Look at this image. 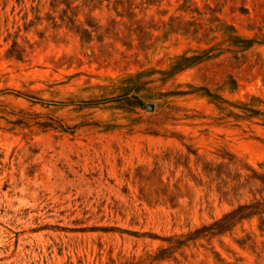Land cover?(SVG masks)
Segmentation results:
<instances>
[{
  "label": "rangeland",
  "instance_id": "374dc122",
  "mask_svg": "<svg viewBox=\"0 0 264 264\" xmlns=\"http://www.w3.org/2000/svg\"><path fill=\"white\" fill-rule=\"evenodd\" d=\"M220 163L264 170V0H0V264H264L258 217L188 239Z\"/></svg>",
  "mask_w": 264,
  "mask_h": 264
},
{
  "label": "trees",
  "instance_id": "16d2710c",
  "mask_svg": "<svg viewBox=\"0 0 264 264\" xmlns=\"http://www.w3.org/2000/svg\"><path fill=\"white\" fill-rule=\"evenodd\" d=\"M233 31L236 30L232 27ZM230 39L236 45H240L243 50L251 48L255 39L240 38L237 35L230 34ZM199 57H195L193 62H196ZM251 111V114H247L245 118H252L259 115L261 112L255 111L250 108H246ZM241 117V116H238ZM251 172L242 173L237 170H233L228 165L210 164V167H205L204 172L208 175L209 180L206 185L209 191L213 190L215 185L216 192L220 196V200L232 201L233 198L239 200L248 193L251 198L245 202H239L232 210L225 213L220 219L216 220L211 225H205L203 229H197L194 233L188 235V239L197 238L200 233L212 232L213 234H223L228 230H232L238 223H242L246 220L252 221L255 217L260 220L259 228L264 236V170L258 171L254 168H249ZM173 201V200H172ZM169 241L173 242L174 237H170ZM174 247H180L184 244V241L177 238ZM247 240L241 242L245 244ZM173 246L159 249L158 253L153 257V260H163L167 257L166 253L170 251ZM141 262L135 263L139 264ZM107 264H131V262L118 263L112 259Z\"/></svg>",
  "mask_w": 264,
  "mask_h": 264
},
{
  "label": "water",
  "instance_id": "95a60500",
  "mask_svg": "<svg viewBox=\"0 0 264 264\" xmlns=\"http://www.w3.org/2000/svg\"><path fill=\"white\" fill-rule=\"evenodd\" d=\"M149 108L151 109V108H153V106H152V105H150V106H149Z\"/></svg>",
  "mask_w": 264,
  "mask_h": 264
}]
</instances>
